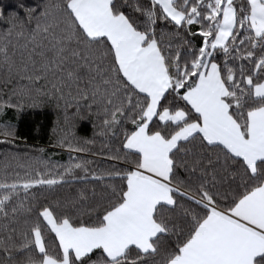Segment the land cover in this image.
Masks as SVG:
<instances>
[{"label": "snow or ice", "instance_id": "6c2138e0", "mask_svg": "<svg viewBox=\"0 0 264 264\" xmlns=\"http://www.w3.org/2000/svg\"><path fill=\"white\" fill-rule=\"evenodd\" d=\"M0 25V118L51 105L69 152L0 164V264H264V0H45ZM78 121L119 166L71 155H95Z\"/></svg>", "mask_w": 264, "mask_h": 264}, {"label": "trees", "instance_id": "16d2710c", "mask_svg": "<svg viewBox=\"0 0 264 264\" xmlns=\"http://www.w3.org/2000/svg\"><path fill=\"white\" fill-rule=\"evenodd\" d=\"M45 2V0H0V11L5 16L9 13H16L20 17L25 16V9H36ZM0 30L3 26L0 25ZM167 31V29H164ZM169 37L165 36V42ZM173 41L174 49L180 45L179 38H171ZM194 42L199 44L200 38H193ZM72 110H69L71 113ZM58 119V111L51 105H46L37 109H25L20 115H16L14 111L9 110L7 116L0 118V123L5 120H11L16 124V134L18 139L14 143H0V164L9 153H17L21 156L25 152L30 155H40L44 158H49L53 162L61 164L67 163L69 160V152L67 149L54 147L55 137L52 134V129ZM59 120L63 126L64 117L63 113H59ZM98 123V122H97ZM97 129H94L92 124L88 121H78L76 123V134L81 138L95 139L96 143L91 145L95 155L92 153H72L73 157L86 159L90 161L89 168L97 173H103L113 169V166H119L120 162L109 159L110 148L114 151L118 146L116 140L96 135ZM2 139V137H0ZM43 148L44 152L40 153L38 150ZM70 189L60 190L59 195H63Z\"/></svg>", "mask_w": 264, "mask_h": 264}]
</instances>
